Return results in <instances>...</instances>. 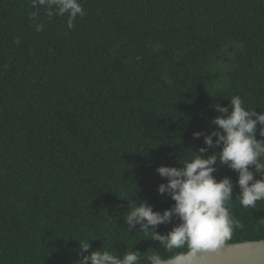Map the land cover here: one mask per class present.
I'll use <instances>...</instances> for the list:
<instances>
[{"label": "trees", "instance_id": "1", "mask_svg": "<svg viewBox=\"0 0 264 264\" xmlns=\"http://www.w3.org/2000/svg\"><path fill=\"white\" fill-rule=\"evenodd\" d=\"M259 240L264 0H0V264Z\"/></svg>", "mask_w": 264, "mask_h": 264}, {"label": "water", "instance_id": "2", "mask_svg": "<svg viewBox=\"0 0 264 264\" xmlns=\"http://www.w3.org/2000/svg\"><path fill=\"white\" fill-rule=\"evenodd\" d=\"M154 264H264V240L229 243Z\"/></svg>", "mask_w": 264, "mask_h": 264}]
</instances>
